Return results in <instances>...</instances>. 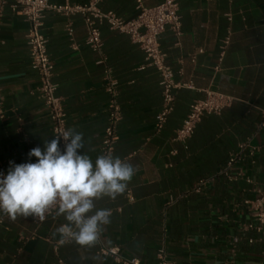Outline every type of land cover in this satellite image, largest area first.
<instances>
[{"label": "crops", "instance_id": "1", "mask_svg": "<svg viewBox=\"0 0 264 264\" xmlns=\"http://www.w3.org/2000/svg\"><path fill=\"white\" fill-rule=\"evenodd\" d=\"M162 1L143 0L148 7ZM102 8L125 19L137 14L136 0H104ZM180 13L183 34L178 37L166 29L159 37L166 63L181 85L161 129L160 74L129 35L103 25L104 48L98 53L86 43L81 15L72 18V39L65 17L48 12L44 19L42 31L68 126L83 133L81 154L93 162L101 155L108 124V68L118 80L122 120L113 156L137 170L124 194L96 201L97 208L112 210L100 240L142 264H159L162 252L175 264H264V231L247 229L253 216L244 203L264 184V151L251 155V146L264 144L259 129L264 110V0H180ZM28 30L24 17L6 9L0 27V161L6 173L10 161L36 162L29 151L54 138L39 95V74L30 63ZM227 36L230 42L220 61ZM206 89L234 101L220 115L204 116L186 140L177 139L191 103L204 98ZM244 142L251 146L233 168L239 177L232 180L223 169ZM65 222L52 215L42 223L31 217L11 220L0 213V264H121L99 254V244H61L54 233Z\"/></svg>", "mask_w": 264, "mask_h": 264}, {"label": "built area", "instance_id": "2", "mask_svg": "<svg viewBox=\"0 0 264 264\" xmlns=\"http://www.w3.org/2000/svg\"><path fill=\"white\" fill-rule=\"evenodd\" d=\"M104 0H89L86 4L56 3L52 0H0V27L5 16L6 9L21 15L29 23L27 42L30 52L31 67L39 74L40 85L39 95L48 109L53 124V136L61 130L70 128L67 123V112L64 101L58 95V84L54 81L55 64L48 50V38L42 31L44 19L48 12H54L66 18V31L70 38L73 37L72 18L81 15L87 27L86 43L94 52L102 53L104 41L101 27L107 25L110 29L125 33L130 36L133 43L140 46L146 55L147 61L155 66L161 77L163 89V110L157 116V128L161 129L169 114L173 110L175 90L181 85L175 81L173 69L166 63V53L162 49L159 37L166 30H172L178 37L182 32V15L180 13V0H163L160 4L148 7L143 0H136L137 14L125 19L112 10H104ZM230 42L227 36L222 46L220 61L223 60L226 49ZM106 91L110 96L108 112V124L104 130L101 155L114 154L117 145V131L122 120V109L118 100V80L112 75L108 68L106 71ZM191 86V85H187ZM234 98L220 91L211 89L205 90V97L196 99L191 103L190 111L184 123L177 131V139L186 140L190 137L197 124L206 115H220L223 110L230 106ZM259 129L264 131V110L261 111ZM55 138V137H54ZM249 142L239 146L223 169V174L232 180H236L239 174H232L236 163L245 157L244 151L250 147ZM61 150L64 148V141L61 138ZM264 151V144L251 146V155ZM0 172L7 174L0 161ZM206 180H201L200 184ZM248 182H251L248 179ZM254 199H246L245 205L251 210L253 220L246 224L247 229L264 231V184L258 189ZM49 215L44 221H46ZM42 223L39 220H35ZM43 221V222H44ZM254 240L251 239L250 242ZM98 253L105 256H112L121 264H142L139 259L125 258L118 247H108L100 240ZM159 264H175L170 261L164 252L159 256Z\"/></svg>", "mask_w": 264, "mask_h": 264}, {"label": "clouds", "instance_id": "3", "mask_svg": "<svg viewBox=\"0 0 264 264\" xmlns=\"http://www.w3.org/2000/svg\"><path fill=\"white\" fill-rule=\"evenodd\" d=\"M43 148H32L28 156L36 162H9L7 174L0 172V213L43 222L49 215L63 217L54 235L60 243L75 242L91 248L100 243L112 210L97 208L96 201L115 200L125 193L136 167L111 153L91 159L84 151L83 133L73 128L54 134ZM61 138L64 148L61 150Z\"/></svg>", "mask_w": 264, "mask_h": 264}, {"label": "trees", "instance_id": "4", "mask_svg": "<svg viewBox=\"0 0 264 264\" xmlns=\"http://www.w3.org/2000/svg\"><path fill=\"white\" fill-rule=\"evenodd\" d=\"M261 120V119H260Z\"/></svg>", "mask_w": 264, "mask_h": 264}]
</instances>
